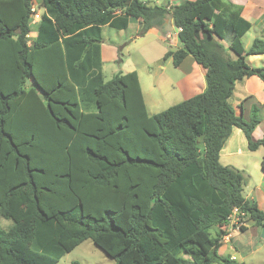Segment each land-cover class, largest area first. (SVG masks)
I'll return each instance as SVG.
<instances>
[{
	"label": "trees",
	"instance_id": "1",
	"mask_svg": "<svg viewBox=\"0 0 264 264\" xmlns=\"http://www.w3.org/2000/svg\"><path fill=\"white\" fill-rule=\"evenodd\" d=\"M32 5L0 0V217L11 222L0 227V264H58L87 240L114 264H244L219 254L234 210L264 228L244 173L219 161L234 129L250 152L264 150L253 138L260 109L247 121L230 104L236 83H264V66L247 61L264 57V39L244 49L252 24L241 7L41 0L32 24ZM130 17L142 34L166 35L172 21L181 47L163 60L191 57L202 93L150 116L135 71L103 81L101 28L125 30ZM78 88L95 111L82 109Z\"/></svg>",
	"mask_w": 264,
	"mask_h": 264
},
{
	"label": "rangeland",
	"instance_id": "2",
	"mask_svg": "<svg viewBox=\"0 0 264 264\" xmlns=\"http://www.w3.org/2000/svg\"><path fill=\"white\" fill-rule=\"evenodd\" d=\"M239 1L245 4L244 0ZM32 2L36 11L40 14L39 6L41 0H33ZM248 12L247 18L251 22L252 27L242 38V44L245 50L251 46L254 39H264V0H251L248 5ZM136 28H138L137 24L132 23L128 30L124 32H118L108 27L104 28L102 31L104 44L101 48V72L104 82L109 81L114 75L119 73L126 74L132 71L137 72L140 76L149 115L160 113L186 100L188 97L194 95L195 92H198V86L200 87L202 84L205 85V79L203 83L197 79L194 87L187 86L185 81L188 79L184 78L183 75L174 68L171 59L163 60L164 51L169 49V45L163 41V38H158L153 33L147 35L142 34L140 29L136 30ZM33 35L34 34H31L30 37ZM252 66L254 67L255 65L252 64ZM162 67H165V69L161 70ZM198 70L204 71L201 67H199ZM148 78H150L153 83L151 91L147 90ZM256 78L257 77H255V80L258 82L257 84H262V82ZM250 82L248 89L254 91L255 95L258 96V92L260 93L258 85L253 83V81ZM238 86H240V84ZM78 89L80 90L82 109L84 111L93 109L94 104L88 102L90 96L86 95L84 90ZM234 95L235 97H232L230 100L232 106L239 93L236 91ZM235 111L237 114H240V108H235ZM260 114H262L261 111ZM246 143L240 131H233L222 148L219 161L223 166L234 167L244 173L246 178L244 193L246 196L249 195V197H251L254 195L255 186L259 184L262 174H264L261 164L264 157V150L260 147L255 152H250L247 150ZM263 195L264 186L261 190L256 192L257 201H259V207L262 211H264ZM10 225V221L0 217V227L2 229H7ZM262 230L260 237L264 239V231ZM213 234L214 231L212 232V235ZM238 234L240 233L238 232ZM238 236H240L237 237L239 238V242H246L252 236V233H241ZM253 247L254 250L251 251L250 254L244 256V263L264 264V247L259 248L252 244V248ZM249 249H251V246H249ZM74 263L114 264L115 262L95 247L90 240H87L70 253L64 255L58 262V264Z\"/></svg>",
	"mask_w": 264,
	"mask_h": 264
},
{
	"label": "crops",
	"instance_id": "3",
	"mask_svg": "<svg viewBox=\"0 0 264 264\" xmlns=\"http://www.w3.org/2000/svg\"><path fill=\"white\" fill-rule=\"evenodd\" d=\"M141 1L146 3L147 5H150V6H153V5L175 6V5H178V4H180L181 2H183L185 0H141ZM223 1L230 2V3H232L235 6L241 7V9H242V14H241L242 17L249 21V19L247 18V15L249 13L248 12V5H249V2L251 0H244L245 4H244V2L242 3L239 0H223ZM132 23L137 24L138 28H136V30L137 29L139 30L141 28L139 20L130 17L128 19V27L125 30L118 31V32H124V31L128 30V28L130 27V25ZM106 27L110 28L109 26H103L101 28V31H103L104 28H106ZM113 30H115V29H113ZM165 30H166V35H162L161 31L159 29H156V28L150 29L147 33H145L146 35L150 34V33L151 34L153 33L158 38H163V41L169 45V49H167L163 53V58H164L165 53L168 50H175V49H178V48L181 47V43L179 42L178 36H177L178 35V30L173 26L172 21L170 19H168L167 22H166ZM34 36H35V34L32 37H34ZM102 36H103V34H102ZM103 44H104V40L102 39V43L99 45V51H100V54H99L100 56L99 57H100L101 64H102L101 48H102ZM224 45L226 46V44H224ZM228 54L230 56H232L230 53H228ZM247 61H248V63L251 66H252V64H254L255 65L254 68H258L259 66H261V67L264 66V57L261 56V55L260 56H250V57H248ZM257 64H260V65H257ZM199 67L200 66H198L194 62V60L191 57L188 56V57H186L184 59V61L178 67H174V68L177 69V71L179 73H181L184 78L188 79L187 81H185L187 86L194 87L195 86V82H196L197 79H198V81L199 80L202 81V83L204 81L205 72L204 71L202 72V71L198 70ZM149 69H151V68H149ZM164 69H165V67L161 68V70H164ZM101 70H102V66H101ZM137 75H138V81H139V85H140V89H141V94H142L143 101H144V104H145V107H146V111H147V104H146L145 96H144V93H143V87H142L141 82H140V76H139L138 73H137ZM250 81H253V83H255V84L258 83L255 80V77L245 78L242 81L236 83L234 93L237 91L239 93V95H238V97L235 98L234 105L232 107L235 109L237 107L239 108V106L241 105L242 109H243L244 119L247 120V121L249 120L250 110H251V107L253 105L257 106L260 109V111L262 113L261 114L262 115L261 116L262 119H261V123L257 126L255 132L253 133V138H254V140H261V139H264V92H263L264 83L257 84L258 85V89L260 90V93L258 92V96H256L254 91H250L248 89V86L251 83ZM77 84H79L80 87L81 86L83 87L86 83L84 84V83L80 82V83H77ZM152 84H153L152 80L150 78H148L147 90H150V91L152 90V88H153ZM239 84H240V86H238ZM204 89H205V85L204 84H202L200 87L198 86V88H197L198 92H195L194 95L202 93L204 91ZM234 93H233L232 97H235ZM194 95H192V96H194ZM192 96H190L188 98H191ZM88 102H91V101H88ZM86 111L87 112H93V111H95V109L93 108V109L86 110ZM147 113H148V111H147ZM148 115H149V113H148ZM233 131L239 132L240 130L239 129H234ZM233 131H232V133H233ZM220 156H221V153H220ZM219 160H220V158H219ZM263 186H264V174H262V178L260 179L259 184L257 186H255V192L253 193L254 195H252L253 197L252 196L249 197V195L246 196L245 193H244V195L246 196L247 199L256 201L258 206H260L259 205L260 204L259 201H257L256 192L261 190ZM244 226L247 228V230L244 233H248V234H249V232L252 233V236L246 242H244V241L239 242L238 241L239 238H237V237H240L238 235H240L242 233L240 230L232 229V227L230 225L225 226V228L227 229V235L224 236L223 239H222V247L219 249V254L220 255H222V256H230L232 259L236 260L237 262L244 263V261H243L244 260V256L247 255V254H250L251 251L254 250V247L252 248V244L254 246H258L259 248L264 247V239H262L260 237L261 234H262L261 230L264 229V228L254 227L252 225V222H250V221L244 223ZM262 231H264V230H262ZM238 232L240 234H238ZM259 241H261V242H259ZM249 246H251V249H249Z\"/></svg>",
	"mask_w": 264,
	"mask_h": 264
},
{
	"label": "built area",
	"instance_id": "4",
	"mask_svg": "<svg viewBox=\"0 0 264 264\" xmlns=\"http://www.w3.org/2000/svg\"><path fill=\"white\" fill-rule=\"evenodd\" d=\"M31 12H32V24H35L39 21L40 14L36 11V8L34 5L31 6ZM30 36H27V39H29ZM28 44H30V41H28ZM242 216V214H239L237 210L233 211V214L229 218V225H235V226H242L244 225L243 222L239 221V218L237 216Z\"/></svg>",
	"mask_w": 264,
	"mask_h": 264
},
{
	"label": "water",
	"instance_id": "5",
	"mask_svg": "<svg viewBox=\"0 0 264 264\" xmlns=\"http://www.w3.org/2000/svg\"><path fill=\"white\" fill-rule=\"evenodd\" d=\"M202 141V137H200V139H199V142H201Z\"/></svg>",
	"mask_w": 264,
	"mask_h": 264
}]
</instances>
